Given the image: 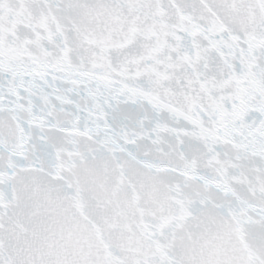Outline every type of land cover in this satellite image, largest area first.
<instances>
[{
  "label": "snow or ice",
  "instance_id": "snow-or-ice-1",
  "mask_svg": "<svg viewBox=\"0 0 264 264\" xmlns=\"http://www.w3.org/2000/svg\"><path fill=\"white\" fill-rule=\"evenodd\" d=\"M0 264H264V0H0Z\"/></svg>",
  "mask_w": 264,
  "mask_h": 264
}]
</instances>
